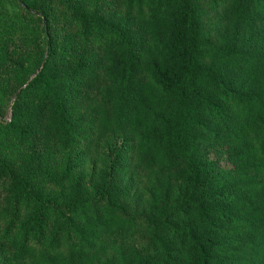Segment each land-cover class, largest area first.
Returning <instances> with one entry per match:
<instances>
[{
    "label": "trees",
    "instance_id": "trees-1",
    "mask_svg": "<svg viewBox=\"0 0 264 264\" xmlns=\"http://www.w3.org/2000/svg\"><path fill=\"white\" fill-rule=\"evenodd\" d=\"M0 264H264V0H0Z\"/></svg>",
    "mask_w": 264,
    "mask_h": 264
},
{
    "label": "rangeland",
    "instance_id": "rangeland-1",
    "mask_svg": "<svg viewBox=\"0 0 264 264\" xmlns=\"http://www.w3.org/2000/svg\"><path fill=\"white\" fill-rule=\"evenodd\" d=\"M7 115H8V111H7V110H5V117H7Z\"/></svg>",
    "mask_w": 264,
    "mask_h": 264
}]
</instances>
